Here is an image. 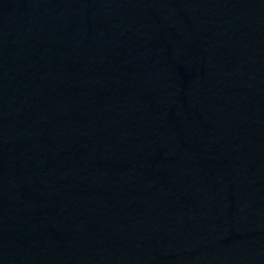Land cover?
<instances>
[{"label":"water","instance_id":"obj_1","mask_svg":"<svg viewBox=\"0 0 264 264\" xmlns=\"http://www.w3.org/2000/svg\"><path fill=\"white\" fill-rule=\"evenodd\" d=\"M0 264H264V0H0Z\"/></svg>","mask_w":264,"mask_h":264}]
</instances>
